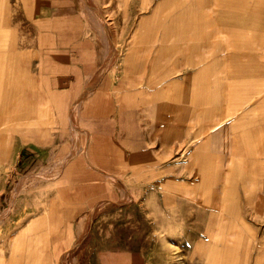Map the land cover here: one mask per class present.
<instances>
[{
    "label": "rangeland",
    "instance_id": "obj_1",
    "mask_svg": "<svg viewBox=\"0 0 264 264\" xmlns=\"http://www.w3.org/2000/svg\"><path fill=\"white\" fill-rule=\"evenodd\" d=\"M52 1L0 0V264H264V73L195 59L244 17L264 32V0H74L96 25L117 29L118 51L104 53L119 68L127 41L138 47L148 31L154 40L167 31L176 38L167 55L179 69L218 79L212 91L202 83L184 99L196 112L183 124L193 130L176 137L177 151L159 150L151 123V152L167 160H151L148 170L120 152L101 154L109 141L90 137L99 130L78 129V108L95 80L70 100L65 151V81H39L52 65L21 52L45 37L27 21L31 7L41 19L51 9L55 22L65 15V0ZM227 72L254 96H222ZM45 140L50 154L15 172L19 148Z\"/></svg>",
    "mask_w": 264,
    "mask_h": 264
},
{
    "label": "crops",
    "instance_id": "obj_2",
    "mask_svg": "<svg viewBox=\"0 0 264 264\" xmlns=\"http://www.w3.org/2000/svg\"><path fill=\"white\" fill-rule=\"evenodd\" d=\"M27 12L29 25L45 30V37L35 46L21 48V52L35 58L40 66L52 65L51 70L47 71V77L38 78L39 81H65V151L71 128L68 105L71 98L82 96L87 82L92 80L97 84L92 94L78 108L77 125L82 131L99 130L98 134L92 133L90 137L109 141L108 149L101 150V154L120 152L128 156L126 160L146 163L143 168L148 170L151 160L166 161V151H177L182 146L181 140L176 141V137H179L180 130H193L183 124H189L193 119L191 115L196 112L191 105H185L184 99L196 97L195 92L202 83L210 87L209 89L213 88V82L218 79L213 76V71L211 76L203 77L202 69L195 73L179 69L175 57L170 59L167 55V50L173 49V45L168 44L176 40L171 33L167 37V31H159L157 39L154 40V36L150 37L148 31V36L142 37L138 47H135L134 42L127 41L123 69L119 68L121 65L118 60L112 58V53L109 59L104 53V50L112 49L113 53V50L118 51L117 29L111 26L110 31H107L103 26L96 25L90 13L80 9V5L74 6V0H65V15L57 22L52 9L46 11L43 19L32 7ZM244 19L238 25L224 26L225 39L211 43L205 47V52L199 55L197 53L195 59L200 62V66L203 63L206 68H211L215 62L228 69L231 65H251L257 67V70L251 71L252 74L260 77L264 73V32L255 25H244ZM56 35L60 37L57 41L54 38ZM106 65L109 66L107 70H100ZM99 70L101 72L98 76L96 73ZM240 73L242 70L238 71ZM227 75L223 74L221 77L224 91L222 96H254L243 90L242 78L232 81L229 72ZM238 86L242 90L238 89L236 94H232L231 91L234 92V88ZM184 115L187 117L184 118ZM152 122H157V145L163 151L162 156L155 151L151 152ZM52 145V140L22 145L17 152L15 172L36 165L37 157L49 155ZM151 154L157 157L151 158ZM65 173V177H68L70 171ZM222 192L226 194L224 201L227 199L228 202L230 190ZM233 208L238 209V206Z\"/></svg>",
    "mask_w": 264,
    "mask_h": 264
},
{
    "label": "bare ground",
    "instance_id": "obj_3",
    "mask_svg": "<svg viewBox=\"0 0 264 264\" xmlns=\"http://www.w3.org/2000/svg\"><path fill=\"white\" fill-rule=\"evenodd\" d=\"M230 6V5H229ZM10 24V23H9ZM66 161V160H65ZM63 168V167H62ZM20 192H21V189H19V190H17L16 191V194L15 195H18V194H20ZM51 195H53V194H51ZM16 197H18V196H16ZM25 198V197H24ZM56 198H57V196H56ZM24 203H26L25 201H23ZM49 202V201H48ZM233 203V202H232ZM33 204V203H32ZM20 205V204H19ZM25 205V204H24ZM23 205V206H24ZM54 205V204H53ZM234 206H236V205H234ZM233 206V207H234ZM20 207V206H19ZM29 207H31V206H29ZM34 207V206H33ZM53 207V206H52ZM52 207H50V208H52ZM16 209V208H15ZM21 209H22V207H21ZM26 209V208H25ZM29 209V208H28ZM19 210V209H18ZM8 214V213H7ZM7 216V215H6ZM241 216V215H240ZM12 218V217H11ZM241 219V218H240ZM9 221V220H8ZM242 223V222H241ZM2 224V223H1ZM6 227H7V225H6ZM238 234L241 236L242 234H241V231L240 230H238L236 233H235V235H237L238 236ZM250 239L252 240V237H250ZM250 240V241H251ZM49 245V244H48ZM47 246V245H46ZM252 249V251H253V246H250V250Z\"/></svg>",
    "mask_w": 264,
    "mask_h": 264
}]
</instances>
